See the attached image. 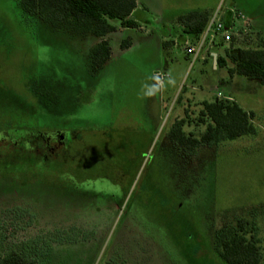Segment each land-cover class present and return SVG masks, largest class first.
Masks as SVG:
<instances>
[{
	"label": "rangeland",
	"instance_id": "obj_1",
	"mask_svg": "<svg viewBox=\"0 0 264 264\" xmlns=\"http://www.w3.org/2000/svg\"><path fill=\"white\" fill-rule=\"evenodd\" d=\"M137 3L135 19L149 21H168L189 3L234 7L244 19L233 49H255L264 35V0ZM108 22L111 54L92 74L88 55L102 38L54 29L23 15L16 0H0V142L56 131L73 137L55 159L32 162L24 148L13 161L0 151V252L26 246L44 251L47 264H226L215 238L242 219L255 228L247 235L258 239L264 264V85L213 65L211 51L223 53L219 38L187 53L200 36H182L178 19L167 27L172 36L164 33L174 64L154 33ZM156 71L170 81L158 85ZM215 98L252 112L256 133L188 153L170 126L183 119V132L199 139L208 122L202 102Z\"/></svg>",
	"mask_w": 264,
	"mask_h": 264
},
{
	"label": "trees",
	"instance_id": "obj_2",
	"mask_svg": "<svg viewBox=\"0 0 264 264\" xmlns=\"http://www.w3.org/2000/svg\"><path fill=\"white\" fill-rule=\"evenodd\" d=\"M23 15L41 20L54 29L74 32L80 35L91 34L102 38L90 50L88 55L89 71L97 74L108 60L111 50L106 35L115 31L108 19L116 18L126 28H137L140 24L130 17L137 5V0H16ZM207 13L189 11L178 17L182 36L196 38L200 35L207 22ZM147 24L151 22L147 20ZM172 30V28L170 29ZM170 44L164 41L163 46ZM121 48L129 46L123 40ZM224 46V45H222ZM220 47L223 53L217 54L216 67L226 68L230 77L241 76L256 80L264 85V41L259 39L257 48L243 49L226 46ZM231 64V65H230ZM200 114L208 119L205 131L199 139L183 132V119L175 120L169 129V137L185 151L191 153L200 145L211 146L223 140H234L244 135L256 133L252 123V112L245 111L234 100L213 99L203 101ZM246 229V223L238 219L236 225L221 230L215 238V250L226 264H259L261 260L259 241L254 235L255 228ZM252 230V231H251ZM22 250H11L2 254L0 264H47L44 251L34 254ZM26 250V251H25ZM43 258V259H39ZM106 264H112L110 262Z\"/></svg>",
	"mask_w": 264,
	"mask_h": 264
},
{
	"label": "built area",
	"instance_id": "obj_3",
	"mask_svg": "<svg viewBox=\"0 0 264 264\" xmlns=\"http://www.w3.org/2000/svg\"><path fill=\"white\" fill-rule=\"evenodd\" d=\"M234 7H229L227 9H217L213 11L211 15L208 16L206 26L203 32L199 35L200 43L196 47L192 45L186 46V52L189 54H197L200 50V46L211 45L215 38H219L224 46L227 48L231 44H235V40H238L239 33L235 30V24L238 23L239 19H244V16L236 11ZM198 36V37H199ZM187 44V43H186ZM200 45V46H199ZM237 47L241 48L242 44L237 42ZM256 48V46H254ZM158 85H163L166 82L170 81V75L168 72L156 71L154 72Z\"/></svg>",
	"mask_w": 264,
	"mask_h": 264
},
{
	"label": "crops",
	"instance_id": "obj_4",
	"mask_svg": "<svg viewBox=\"0 0 264 264\" xmlns=\"http://www.w3.org/2000/svg\"><path fill=\"white\" fill-rule=\"evenodd\" d=\"M222 4L223 3H189V4H185V6L187 8H183L182 10H179V12L173 13V15L169 16L170 19L168 21H164L165 18L164 19L163 18L151 19L150 21H152L154 23H160L162 25V27H164L163 29H161V31L155 30L154 27L150 28L148 26L149 24H147L146 22H147V20L149 21V17H142V18H140V20H136L135 19V16L138 15L140 9H143L142 4H140V3H137V5H136L135 9L133 10V12L131 13L130 17L133 18L134 20H136L140 24L139 27H140V29H143V33L144 34L149 36L150 34L154 33L153 34V38H155V40H157V43H158V45L160 47V55L161 56H165V58H164L165 61H168L169 63L174 64V62L177 63L178 57H176L173 54V51H172L171 48H168V47L164 48L163 47V42L166 40L167 36H170V37L172 36V34L175 31V29H174L175 27L172 30H170L167 27L169 25L173 24L174 22H176L178 17L183 15V14H185L186 12H189V11H200V12H207L208 13V12H211V11H215L216 9H218L220 7V5L223 6ZM231 5H233V4H228V6H231ZM166 19H168V18H166ZM252 23H254V19H252ZM256 30L263 33L261 28L260 29L257 28ZM164 33H167V36ZM263 38H264V35H263ZM263 38H262V40L264 41ZM162 53H163V55H162ZM180 54L183 55L184 59H186V60L189 59V57H186V55L184 57V53L183 52H181ZM210 54L213 55L215 53L211 51ZM217 54H216V57H217ZM202 63H204V62H202ZM202 66H204V65H202ZM238 77L239 76L233 75L232 79L238 78ZM232 79H231V81H232ZM184 80L181 79L180 82L184 81ZM191 80H193V79H191Z\"/></svg>",
	"mask_w": 264,
	"mask_h": 264
},
{
	"label": "flooded vegetation",
	"instance_id": "obj_5",
	"mask_svg": "<svg viewBox=\"0 0 264 264\" xmlns=\"http://www.w3.org/2000/svg\"><path fill=\"white\" fill-rule=\"evenodd\" d=\"M6 134V133H3ZM58 131L55 133H41L40 135H36L32 141L28 140L27 134L24 136H16L14 142H13V136H11L10 141H6L8 139L7 136H4L2 138V142H0V151H5V155H11L16 158L18 155H20V150L24 148H30V155L31 157H37V159H31L32 162H38L39 157H51L52 159L57 158V156L60 154L61 151L67 149V146L72 141V136L69 134L67 136V141L64 139L65 134L62 135V133L59 134L58 137ZM66 142V144H64ZM69 143V144H67ZM32 144V145H31ZM1 148H4L1 150ZM19 151V152H18ZM11 153V154H9ZM19 153V154H17ZM28 158L30 155L26 154ZM0 156H2L0 154ZM30 157V158H31Z\"/></svg>",
	"mask_w": 264,
	"mask_h": 264
},
{
	"label": "water",
	"instance_id": "obj_6",
	"mask_svg": "<svg viewBox=\"0 0 264 264\" xmlns=\"http://www.w3.org/2000/svg\"><path fill=\"white\" fill-rule=\"evenodd\" d=\"M212 57H213V65L216 66V54H213Z\"/></svg>",
	"mask_w": 264,
	"mask_h": 264
}]
</instances>
